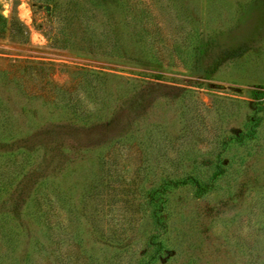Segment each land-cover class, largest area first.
<instances>
[{"label":"rangeland","instance_id":"obj_1","mask_svg":"<svg viewBox=\"0 0 264 264\" xmlns=\"http://www.w3.org/2000/svg\"><path fill=\"white\" fill-rule=\"evenodd\" d=\"M146 263L264 264V0H0V264Z\"/></svg>","mask_w":264,"mask_h":264},{"label":"trees","instance_id":"obj_2","mask_svg":"<svg viewBox=\"0 0 264 264\" xmlns=\"http://www.w3.org/2000/svg\"><path fill=\"white\" fill-rule=\"evenodd\" d=\"M129 9H132V6L129 5L128 6ZM146 204L147 206H149L150 204H157V198H154L153 196H149L146 200ZM150 218L152 219V225L156 226H162V219L161 217L157 214V210L155 208L152 209L151 214H150ZM149 246H153V250H152V255H158L160 254V252L162 251V245L161 243L157 240V235L156 234H152L149 238ZM148 264V263H146Z\"/></svg>","mask_w":264,"mask_h":264}]
</instances>
